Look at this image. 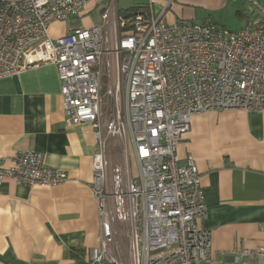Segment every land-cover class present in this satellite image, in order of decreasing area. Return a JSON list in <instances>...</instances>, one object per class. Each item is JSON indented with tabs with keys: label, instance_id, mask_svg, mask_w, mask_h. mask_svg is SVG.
Instances as JSON below:
<instances>
[{
	"label": "built area",
	"instance_id": "built-area-1",
	"mask_svg": "<svg viewBox=\"0 0 264 264\" xmlns=\"http://www.w3.org/2000/svg\"><path fill=\"white\" fill-rule=\"evenodd\" d=\"M174 1L121 15L117 0H0V80L54 66L65 124L94 133L98 245L73 264H216L198 169L176 149L195 115L264 110V8L230 32L166 22ZM90 5L101 7L99 25L51 34ZM7 180L54 188L68 174L20 151L8 167L0 157V187ZM233 264H264V247Z\"/></svg>",
	"mask_w": 264,
	"mask_h": 264
},
{
	"label": "crops",
	"instance_id": "crops-1",
	"mask_svg": "<svg viewBox=\"0 0 264 264\" xmlns=\"http://www.w3.org/2000/svg\"><path fill=\"white\" fill-rule=\"evenodd\" d=\"M263 8L264 0H175L164 20L238 32L254 24ZM93 134L88 125L65 124L54 66L0 80L5 166L15 153L32 151L42 153L48 167L68 174V181L54 188L11 180L1 185L0 264L80 263L97 247L98 203L90 186L98 151ZM176 155L179 164L191 158L198 169L207 212L201 226L210 234L216 264H233L242 251L264 247V110L193 116ZM73 250L81 252L78 258Z\"/></svg>",
	"mask_w": 264,
	"mask_h": 264
},
{
	"label": "rangeland",
	"instance_id": "rangeland-1",
	"mask_svg": "<svg viewBox=\"0 0 264 264\" xmlns=\"http://www.w3.org/2000/svg\"><path fill=\"white\" fill-rule=\"evenodd\" d=\"M147 3V0H117V8L119 11H126L129 8H133L138 5H144ZM101 7H97L96 9H92V6L88 7V9L84 10V15L79 18H75L73 21H69L68 23H63L56 25L53 28L51 33L54 35L59 34L63 31H66L67 28H76V27H86L91 25H99L101 23ZM133 172L135 171L134 166L132 164Z\"/></svg>",
	"mask_w": 264,
	"mask_h": 264
},
{
	"label": "trees",
	"instance_id": "trees-1",
	"mask_svg": "<svg viewBox=\"0 0 264 264\" xmlns=\"http://www.w3.org/2000/svg\"><path fill=\"white\" fill-rule=\"evenodd\" d=\"M143 9H145V7H144V5L142 4V5H138V6H135V7H133V8H129V9H127L126 11H120L119 13L121 14V15H124L125 13H127V12H129V11H141V10H143ZM72 253H73V258H78V256L81 254V252L80 251H75V250H73L72 251ZM79 254V255H78Z\"/></svg>",
	"mask_w": 264,
	"mask_h": 264
}]
</instances>
